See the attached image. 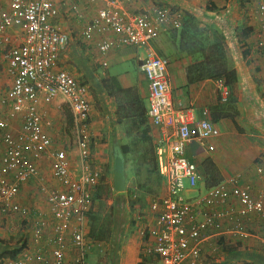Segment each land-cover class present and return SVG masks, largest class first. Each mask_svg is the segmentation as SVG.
Masks as SVG:
<instances>
[{
  "label": "built area",
  "instance_id": "1",
  "mask_svg": "<svg viewBox=\"0 0 264 264\" xmlns=\"http://www.w3.org/2000/svg\"><path fill=\"white\" fill-rule=\"evenodd\" d=\"M87 1L100 3L101 7L85 24L84 37L92 40L98 33L116 35L98 44L103 55L126 46L146 50L141 71L148 81L150 123L173 138L169 147L157 149L165 192L151 201L153 241L146 242L143 254L152 259L151 264H203L202 245L210 231L247 238L246 219L257 216L264 220V192L254 193L235 179L207 190L197 201H190L185 195L186 184L189 189H196L202 182L197 164L186 157V148L198 143L213 151L210 141L219 137L221 131L208 110H204V118L195 121L188 111L174 107L168 88L169 60L153 46L161 33L182 27L183 14L160 5L133 15L124 8L132 0ZM2 2L7 6H2ZM254 3L264 22V0ZM72 10L79 13L77 5ZM58 15L57 0H0V75L6 72L12 80L3 100L12 113L0 114V216L18 220L17 229H10L13 233L22 231L29 239L23 253L6 264H68L70 250L75 254L73 264H86V253L94 247L87 240V219L104 169L96 167L92 154L95 136L88 90L66 71L56 70L69 42V35L55 24ZM257 45L264 53V35ZM60 95L68 101L74 117L78 173L66 150L52 149L50 123L41 108ZM222 95L226 100L227 88ZM15 114L23 120L17 133L12 130ZM49 155L52 178L58 188L49 187L39 167V162ZM258 173H263L261 167ZM32 180L38 181L40 192L46 195L52 220L45 212H33L16 202L22 186ZM199 206L205 207L198 210ZM27 219H31V231ZM223 221L230 226L223 225Z\"/></svg>",
  "mask_w": 264,
  "mask_h": 264
},
{
  "label": "crops",
  "instance_id": "2",
  "mask_svg": "<svg viewBox=\"0 0 264 264\" xmlns=\"http://www.w3.org/2000/svg\"><path fill=\"white\" fill-rule=\"evenodd\" d=\"M1 5L7 6V3L2 2ZM57 5L59 15L55 24L69 35V42L59 58L56 70L66 71L88 90V100L92 105L91 127L95 136L92 154L96 167L103 168L108 179V175L113 176L114 160L119 143H127L128 140L123 126L117 122L116 106L113 99L107 95L104 82L115 78L123 88L139 87L140 94L149 108L148 81L141 71L146 50L126 46L112 49L103 55L99 51L98 44L106 38H115V34L98 33L92 40L84 37L85 24L96 16L101 4L90 3L87 0H57ZM75 5L78 6L79 13L72 10ZM160 5L167 6L172 11L183 15L187 13L196 17L201 15L208 21L215 22L214 24L218 25L219 30L225 35L228 51L239 77L237 88L239 115L236 122L240 132L235 129L231 120L216 111L220 97L223 99L222 83L211 80L196 84L188 83L187 68L192 63L191 58L176 51L168 31L161 33L154 42L156 52L167 58L170 63L168 88L174 107L188 111L195 121L204 118L203 112L208 110L210 118L221 131L219 137L210 141L215 148L213 151H207L198 143H193L186 148V157L196 164L210 157L221 170L224 184L236 179L241 186L250 187L254 193L264 192V53L257 45L259 37L264 35V22L259 17L254 0H132L131 3L124 5V8L130 14L138 15ZM223 24L225 29L229 30V34L222 31ZM0 79V113L7 115L12 113V109L4 104L3 100L12 85V80L6 72L1 73ZM41 108L46 112L50 123L52 149L66 150L71 166L78 173L80 161L73 135L74 117L68 101L60 95L49 105L43 104ZM69 115H71L70 120ZM22 124V116L15 114L12 122L13 132L17 133ZM151 129L154 143L158 147H169L173 140L169 132H164L152 125ZM73 145L74 150H72ZM2 147L0 141V151ZM48 158L49 165L45 157L39 162V167L41 173L47 178L49 187L58 188V184L52 178L51 156L49 155ZM260 167L263 169L262 174L258 173ZM100 185L96 187L94 195ZM206 191L202 176V182L198 188H188L185 195L188 200L197 201L206 194ZM163 192H165V182L161 194ZM16 202L28 206L33 212L43 211L52 220L46 195L40 192L37 180L22 186ZM142 207L140 204L135 211L140 214L145 212L144 219L134 216L129 211L125 224L113 221L115 226L122 225L118 228L119 238L117 239H113L111 235L109 239L107 238L108 240H91L88 237V231L87 240L94 247L87 251L86 261L92 253L97 256L104 251L102 242H105V249L109 251L107 256L109 257L112 252L114 262H106L105 258L101 260V256L96 264H141L143 260L141 257L149 259L143 264H151L152 259L145 257L143 250L147 241H153L150 230L154 228V214L151 209L142 212ZM204 207L199 206L198 210ZM87 220L89 228V219ZM17 221L0 216L1 239L15 238L17 240L18 237L23 236L22 231L13 233L10 229ZM26 222L31 231V219H27ZM245 222L249 232L247 238L230 232L210 231L202 245L203 264H241L243 262L244 264H264V220L251 216ZM139 224H142V228H139ZM223 225L230 226L227 221H223ZM142 231L144 233L146 231L144 237ZM135 234L139 235L135 236ZM95 248L97 250H94ZM5 249V246L0 245V253H3ZM74 255L73 251L68 252V264H73Z\"/></svg>",
  "mask_w": 264,
  "mask_h": 264
},
{
  "label": "trees",
  "instance_id": "3",
  "mask_svg": "<svg viewBox=\"0 0 264 264\" xmlns=\"http://www.w3.org/2000/svg\"><path fill=\"white\" fill-rule=\"evenodd\" d=\"M168 33L176 51L192 60L187 68L188 83L196 84L211 80L220 82L227 88L228 97L226 100L220 97L216 111L231 120L235 129L240 132L236 122L239 115L237 110L239 77L229 54L225 35L216 25L202 26L199 17L188 13L183 15L182 27L170 30ZM104 88L115 103V117L118 124L123 126L128 140L127 143L120 142L117 150L125 163L127 184L125 195L130 198V210L135 211L140 204H143L146 197L154 198L160 196L162 192L165 179L159 172L158 146L154 143L148 108L139 87L123 88L117 79L110 78L104 82ZM68 119H71V115ZM197 166L207 190L224 182V176L212 158H206L203 162L197 163ZM106 175V173L103 175L99 183L101 185L94 195L95 201L100 200L105 194L108 196L113 192L116 193L114 186L107 185ZM88 219L90 227L88 237L91 240H108L109 231L101 225V219L92 207L88 212ZM28 241V236L24 233L17 240L0 238V245L6 248L0 253V264L17 259L27 248ZM141 258L143 259L141 264L149 260Z\"/></svg>",
  "mask_w": 264,
  "mask_h": 264
},
{
  "label": "rangeland",
  "instance_id": "4",
  "mask_svg": "<svg viewBox=\"0 0 264 264\" xmlns=\"http://www.w3.org/2000/svg\"><path fill=\"white\" fill-rule=\"evenodd\" d=\"M199 18H200L202 26H210L211 24L215 25L214 24L215 22L213 23L212 21H208L206 18H203L201 15L199 16ZM216 26H218V25H216ZM219 29H220V27H219ZM221 29L225 33L229 34V30L225 29L224 24L222 25ZM0 114H6V113H0ZM74 149H75V147L73 145L72 150H74ZM46 161L49 165V158L48 157H47ZM128 168L130 169L129 166H128ZM106 183H108L107 185H109V187H112L113 186V176L108 175V179H107ZM186 187H187V189L189 188L187 184H186ZM160 195H162V194H160ZM152 199H153L152 197H146L145 198V200L142 204V206H143L142 212H143V210L150 209V203H151ZM129 201H130V198L125 195V192L124 193H117V192L114 193L113 192V193H111V195H108V196L105 194L104 196H102V198L100 200H97V201H95L93 199V208H94L93 210L96 213V215L98 217H100L101 225L105 226V229H107L109 231V234H108L109 238L111 237V235H112L113 239L119 238L118 237L119 236L118 228H120L122 225L115 226V224L113 225V221H114V223H115V221H119L121 224H125L127 222V220H126L127 216L126 215H127V213H129V211L134 216L136 215L137 217L143 218V215L145 212L140 214V213H136L137 210L131 211L129 208ZM134 216L132 218H134ZM140 227L142 228V224H139V228ZM136 230H137V232L139 231L138 228ZM89 232H90V230H89ZM139 234H135V236H138ZM102 243L104 246V251H102L97 256H95V253L94 254L92 253L91 256L87 259L86 264H96V262L98 261L97 259H101L100 258L101 256H102L101 260H103L105 258L106 262L107 261H110L111 263L114 262V260L112 259L113 253L111 252V254H109L110 256L108 257L107 255H108L109 251L107 249H105V247H106V244H104L105 242H102ZM94 250H97V248H95ZM241 264H244V262Z\"/></svg>",
  "mask_w": 264,
  "mask_h": 264
},
{
  "label": "water",
  "instance_id": "5",
  "mask_svg": "<svg viewBox=\"0 0 264 264\" xmlns=\"http://www.w3.org/2000/svg\"><path fill=\"white\" fill-rule=\"evenodd\" d=\"M113 186L117 193H124L127 189L125 163L119 153L115 156L113 171Z\"/></svg>",
  "mask_w": 264,
  "mask_h": 264
}]
</instances>
